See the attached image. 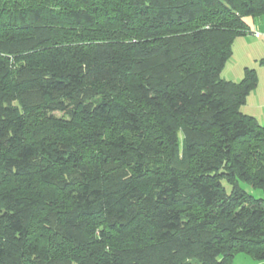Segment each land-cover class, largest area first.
<instances>
[{"label": "trees", "instance_id": "obj_1", "mask_svg": "<svg viewBox=\"0 0 264 264\" xmlns=\"http://www.w3.org/2000/svg\"><path fill=\"white\" fill-rule=\"evenodd\" d=\"M262 16L0 0V264L263 261L264 199L241 186L264 192V126L242 111L258 76L222 77Z\"/></svg>", "mask_w": 264, "mask_h": 264}, {"label": "crops", "instance_id": "obj_2", "mask_svg": "<svg viewBox=\"0 0 264 264\" xmlns=\"http://www.w3.org/2000/svg\"><path fill=\"white\" fill-rule=\"evenodd\" d=\"M245 22L249 31L235 39L233 56L225 66L222 77L225 80L240 82L247 68L256 71L258 85L247 97L242 111L264 126V16L247 17ZM257 32L261 33L259 38L255 37Z\"/></svg>", "mask_w": 264, "mask_h": 264}, {"label": "rangeland", "instance_id": "obj_3", "mask_svg": "<svg viewBox=\"0 0 264 264\" xmlns=\"http://www.w3.org/2000/svg\"><path fill=\"white\" fill-rule=\"evenodd\" d=\"M263 17V16H262ZM247 18V17H246ZM253 18V17H251ZM255 18H260V17H255ZM249 31V30H248ZM259 33V32H257ZM261 34V33H259ZM257 37V36H255ZM259 38V37H257ZM226 74V73H225ZM60 116V114H58ZM181 139H183L182 134H181ZM241 186L253 197L255 198H263L264 199V192L262 190L259 189H254L251 186L241 183ZM232 264H264V260L263 261H257L255 260L252 256L247 255V254H243V253H239L237 255H235Z\"/></svg>", "mask_w": 264, "mask_h": 264}, {"label": "built area", "instance_id": "obj_4", "mask_svg": "<svg viewBox=\"0 0 264 264\" xmlns=\"http://www.w3.org/2000/svg\"><path fill=\"white\" fill-rule=\"evenodd\" d=\"M255 36H257V37H260V36H261V34H259V33H255Z\"/></svg>", "mask_w": 264, "mask_h": 264}]
</instances>
